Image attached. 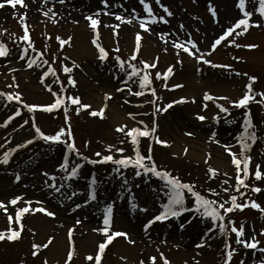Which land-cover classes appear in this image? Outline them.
Segmentation results:
<instances>
[{"label": "rangeland", "instance_id": "1", "mask_svg": "<svg viewBox=\"0 0 264 264\" xmlns=\"http://www.w3.org/2000/svg\"><path fill=\"white\" fill-rule=\"evenodd\" d=\"M35 1H52L65 6L68 1V5H72L71 3L75 0H64L63 4L59 3V0ZM127 1L107 0L108 7L105 8L101 0H98L93 8L96 10L93 12L85 11L76 3L72 6L66 5L67 10L71 8L68 11L71 13L74 11L80 16H67L66 18L57 14L53 17L52 13L45 16L43 13L46 10L38 11L37 14L28 12V6L35 5L32 0H24L27 7L24 11L17 10L11 14H5L0 10V38L9 48V54L6 57H0V92L8 94L19 92L24 102L33 105H47L54 102L55 97L47 91L45 86L49 84L62 97L79 96L82 103L86 104L90 101L89 92H95L100 98H98L99 101H102L101 106L107 103L103 119L90 116L88 109H81L77 114L76 106L68 102L70 105L68 124H70L75 145L83 156L90 160H98L100 157H97L95 153L100 152L102 155L111 154L114 158H121V153L116 152L115 149L111 152L107 151L106 146L109 144L116 148H124V156L134 155L130 138L117 132L116 128L120 125H128L129 128H143L144 125L139 124V121L151 127L154 121L157 125L156 135L168 141L169 146L156 144L154 139L142 137L140 138V149L142 154H147L148 145L152 144V155L158 168L169 171L183 182L194 183L196 189L209 199H216L207 192V189L211 188L220 192L221 197L225 199L231 193L237 195L238 203L254 200L264 208V179L256 181L253 178L257 165L264 174V106L255 102L249 103L257 140L254 143L248 141L251 147L247 155L251 156V162L250 175L245 181L249 188L241 189L245 193L244 196L235 192V167L231 164V158L222 145L231 144L234 152H240V144L234 137L243 131L245 110L231 107L223 100L219 103L229 107L227 114L219 113L215 104L210 101L207 102V109L202 106L204 92L214 96L227 95L232 100L241 97L247 83V76L243 73L258 78L253 84L254 92L264 91V20L257 12H254L250 23L254 24L259 21L261 27H250L240 36H236L234 32L212 51L210 45L214 42L215 34L222 31L225 26H229L231 21L242 17V13L236 6L238 0H232L237 15L225 21V24H222L220 16L221 12L225 11V7L220 0H177L176 4L171 0H161V3L173 13L170 17L155 3V0H146L157 18L155 24L151 23L139 0H135L137 8L134 9H139L138 13L141 16L133 12V15L139 17L133 19L135 21L133 25L121 23L115 19L116 15L124 17L123 12L126 11ZM0 2H5V0H0ZM89 3L90 0H83L82 5L88 6ZM209 4L215 8L216 18H213L208 11ZM253 7L251 0L246 1V10H252ZM97 12H99L98 16L95 15ZM21 15H25L24 22L29 30L31 29L34 44L45 55L47 64L41 63L40 67L34 65L28 68L26 60L29 57L36 58L38 63L43 60L31 49L24 60L19 58L21 49L25 47L23 41L17 39L23 30ZM89 15L100 21L98 42L109 52V58L104 62L97 59L98 50L91 44V39L95 38V34L90 28V22L85 19ZM160 16H164L167 23L160 21ZM141 18L148 22L149 31L140 29L139 19ZM181 24L183 29L180 28ZM209 24L213 30L211 29V32L207 34L202 27ZM115 25L119 27L114 28ZM157 26L162 29H157ZM127 27L128 31L125 30ZM137 32H140L142 36L141 48L136 61H131V63L136 64L143 71L145 70L140 64L141 60L156 63L155 68L146 70L150 75V89L155 90V97L152 96L150 89H145L141 96L129 94L128 87H131L133 92L140 91L138 77H133L127 85L124 84L127 73L130 71L127 63L135 46ZM156 33L161 37L156 36ZM57 37L64 39L71 37V41L61 48ZM80 37L82 41L84 40L86 47L93 50V53L87 54L77 48ZM189 39L195 42L201 52H211V55H206L205 58L213 64L228 65L230 68H213L211 65L198 63L195 58L183 51H180L177 56L173 42L184 43ZM233 39L241 46L236 47L230 44L229 41ZM18 42L21 46H16ZM249 44L257 45V47L254 49L244 47ZM116 47L120 49L118 53L113 51ZM116 55L126 62L124 71H121L116 63L114 59ZM73 61L79 67H74L70 74L64 73L63 67H73ZM50 63L55 68V76L50 73L44 78V84H41V76ZM168 67H172L173 72L165 80L163 75ZM157 72L162 74L160 79L156 78ZM236 72L242 75L237 76ZM69 75L77 82L75 87L67 83ZM177 76L180 77L177 81H180L183 87L176 88L172 85ZM56 77L59 78V83L53 82ZM185 79L193 82L196 88L191 94L192 97H184L186 98L185 103L174 104L166 112L161 111L154 115L155 107L163 108L168 103L181 98L176 97L175 93L185 87L186 83L183 82ZM88 84L94 87L91 89ZM219 85L227 89H215ZM61 87L64 88V92H59ZM117 88H123L124 91L118 92ZM105 93L110 94L112 98L105 101ZM193 98L195 103L191 102ZM256 99L259 100L260 97L257 96ZM14 101L0 97V125L7 122L6 126H0V158L5 151L16 149L7 165L0 163V201L7 204L16 196L22 197L16 206L7 204L8 212L13 217L15 208L24 206V200L33 201V208L39 206L35 203L36 201H41L43 207L55 215L48 217L39 212L25 214L21 220L24 226L21 238L13 242L7 240L0 242V264H44L45 260L48 264H65L67 252L73 245L75 252L70 264H91L86 260V256L95 255L98 251V244L105 239L94 229L103 226V210L108 204L113 205L112 230L127 233L128 238L134 243H128L123 236L114 238L107 246L101 264H140V261H144V264H152L151 257H156L155 264H163L161 254L170 264H196L197 261L199 264H223V245L226 237L219 234L218 229L215 233L205 235L206 229L211 226L210 219L186 212L179 218L170 217L165 221H155L145 231L148 221L162 211L160 205L167 202L164 196L166 189L163 181L151 174H142L137 177L131 167L120 168L117 172L114 169L118 166L111 163L90 164L76 157L74 153L67 152L62 144H53L35 137L33 121L45 134H54L60 127L67 128L63 106L51 114L39 109L29 113L22 104ZM152 101H155V104ZM90 105L92 109H98L93 104ZM109 106L113 107L125 120L121 123L112 122L107 114ZM17 109L22 115L15 116ZM129 113H132L135 119H132ZM198 114L205 115L208 119L199 121L196 119ZM217 114L220 116L218 123L213 119V116ZM9 116L13 117L11 121H8ZM26 120L27 124L24 123ZM185 132H192L194 135L187 136ZM213 132L216 133L214 139L219 143L214 142L211 136ZM175 138L181 141L179 145L181 152V149L179 152L176 151L175 145L178 143L174 140ZM29 139H32L33 143L27 144ZM121 140L125 142L121 144ZM86 142L87 146H85ZM21 144L26 146L18 147ZM193 144L201 147V159L188 156ZM190 145H192L191 148ZM185 148L188 149L186 155L184 154ZM209 153L211 154L210 159H208ZM65 155L69 158V172L73 164L83 165L79 175L71 180L62 179L67 173L59 170V165L63 162ZM206 159L207 163H205ZM219 161H223L222 165L218 164ZM209 167L218 169L219 174L210 179L211 174L207 172ZM45 172L49 175L45 176ZM224 173L229 175L225 176ZM17 175L20 176L19 181L16 180ZM51 176L56 177L57 187L64 185L59 192L49 187L53 183ZM93 177L96 179V184L90 186ZM225 179L229 180L228 184H223ZM252 186L260 187L261 192L253 193ZM93 187L96 191V200H89L85 203ZM224 188H228L229 192L225 193ZM77 204L81 207L76 208ZM132 204L137 207L133 209ZM192 204V200L186 201V206L191 207ZM141 209H146V211H141ZM234 217L235 226L239 227L243 222L246 236L255 234L260 241V247H264V235H260L261 229H264V213L259 210L252 212L251 209H245L242 212L235 210ZM77 220L81 222L77 223ZM181 224H184L183 229L180 227ZM8 226L7 214L0 210V231L6 230ZM13 227L18 228L19 226L13 223ZM69 229H73L71 243L68 238ZM49 237L53 238L49 247L40 249L33 257L32 244H43ZM227 239L233 247L238 248L231 264H239L242 258H246L250 264L253 259L260 256V253H257L256 257H253L251 250L237 246L235 234L230 231ZM198 243H203L204 246L198 248L196 246ZM55 248L60 251L54 258L51 252L55 251Z\"/></svg>", "mask_w": 264, "mask_h": 264}, {"label": "snow or ice", "instance_id": "2", "mask_svg": "<svg viewBox=\"0 0 264 264\" xmlns=\"http://www.w3.org/2000/svg\"><path fill=\"white\" fill-rule=\"evenodd\" d=\"M5 2L10 5L12 8H16L17 5H20L22 7H26L24 4V0H5ZM5 2H0V8H3L5 6ZM254 7L252 10H246V0H238L237 7L242 13V18H239L232 26L227 27L223 33L214 40V42L210 45L212 51L216 49L218 45L221 44L222 41H224L227 37L231 36L234 32L236 36L243 35L246 33L250 27H261V23L259 21L253 23H250L251 18L254 14V12H257L262 20H264V0H251ZM59 3L63 4L64 0H59ZM101 3L104 5V7H108L107 0H101ZM139 3L143 6V11L147 13V16L150 18L151 23L155 24L157 22V18L153 14V9L150 6L149 3L146 2V0H139ZM155 3L162 8L163 12L167 14V16H172L173 13L169 10V8L161 3V0H155ZM208 11L211 13L213 18L217 17V12L215 8L209 4ZM52 13L53 17L56 15V13L53 12L51 8L48 9V11L44 12L43 14L45 16H48L49 13ZM135 13V10H133ZM107 14V13H105ZM96 16L99 15V12L95 14ZM138 16L133 15L131 18H125L120 15H116L115 19L120 21L121 23H132L133 19H137ZM85 19L90 22V28L92 29L93 33L95 34V38L91 39V44L95 47V49L98 50L97 59L101 62L106 61L109 58V52L98 42L99 40V32H98V25L100 21L96 18H94L92 15L86 16ZM160 21H163L164 23H167V20H165L164 16L159 17ZM20 21L22 25V34L17 37L18 40L23 41L26 43V47H23L21 49V53L19 58L21 60H24L25 57L28 56L29 49H31L33 52L37 53V56H43V53L38 52L37 49L34 47L33 41L30 39V33H29V27L24 22L25 21V15L20 16ZM147 21L145 19H139V27L143 31H149L150 29L147 27ZM114 28H118L119 25L113 26ZM180 28L183 29V25H180ZM237 29H242L241 31H236ZM59 44L61 48H63L64 45L69 44L71 41V37H68L67 39L57 37ZM141 40L142 36L140 32L136 33L135 36V46L134 49L129 57V62L127 63V68L130 69V71L127 73V79L124 81V84L127 85L129 80H132L133 77H138L139 79V88L140 91L133 92L131 87H128V92L130 95L135 96H141L144 94L145 89H150L151 85V79L147 69L155 68L156 63L155 62H148L141 60L140 64L143 66V74H141L142 69L138 68L136 64L131 63V61H136L137 55L139 53V50L141 48ZM166 42V41H165ZM230 44H234L236 47H240L241 45L236 44L235 40H230ZM190 45V47H189ZM173 47L177 50V56H179L180 51H183L190 57H193L197 60L198 63H203L207 65H211L213 68H230L228 65H217L213 64L212 61L205 58L206 55H211V52L209 53H203L200 51V49L197 47L195 42H193L191 39L188 41L182 43V42H173ZM244 47H247L249 49H254L257 47V45L249 44L245 45ZM114 52L118 53L120 51L119 47H116ZM166 51V49H165ZM9 54L8 49L3 43H0V57H6ZM65 59H68V57H65ZM116 63L119 65L121 71L125 70V61L121 59L119 55H116L114 57ZM158 60V58H156ZM182 63L181 61H178ZM47 64V60H42L40 63L37 62L36 58L29 57L26 60V64L28 68H32L34 65L36 67H40V64ZM74 67H79L78 64H76L73 61V67H63V71L66 74H70L73 71ZM15 71V69H13ZM173 72L172 67H168L166 70V73L163 75V78L167 80L168 76L171 75ZM52 74L55 76V69L49 66L46 71L43 72L41 76V84H44V78H46L49 74ZM237 76L242 75L240 72L235 73ZM161 73H156V78H161ZM244 76H247V83L245 85V91L243 92L242 96L232 100L227 96H214L208 92H204L203 94V108H208L207 102H213L216 106V108L219 110V113H229V107H226L224 104L219 103V101L223 100L226 101L231 107L238 108V109H244V119H243V131L237 134L234 139L240 144V152H234L233 146L231 144H225L222 145L225 149V151L228 153V155L231 158V164L235 167V192L239 193L240 196H244L245 193L241 191V189H248L249 185L245 183V181L249 178L250 175V162H251V156L247 155V153L250 151V144L248 141L255 142L257 140L256 132L254 129L253 119L251 116V112L249 109V103L255 102L257 104H260L264 106V91L261 92H254L253 90V84L258 79L256 76L249 75L248 73H243ZM13 80L15 78L13 77ZM54 83H59V78L56 77L53 81ZM67 83L73 87L76 86L75 79L69 75ZM9 87H12V85H8ZM47 88V91L55 97L54 102L47 104V105H33L28 104L22 100L21 94L19 92H16L15 94H8L4 92H0V97L6 98L8 101L15 100L17 103L22 104L23 108L27 109L29 113H32L36 110H42L46 113H53L54 110H58L63 106V111L65 114V121L67 124L66 127H60L54 134H45L41 128L33 121L32 127L34 128V136L39 137L43 141L51 142L53 144H62L69 153H74L76 157H78L81 160L87 161L90 164H99L104 163L108 164L111 163L113 165L118 166L114 171L119 172L120 168L127 169L131 167L134 169V174L137 177H140L143 175L151 174L153 177L159 178V180L164 182V188L166 191L164 192V196L167 198L166 203H162L160 207L162 208V211L159 212V214L155 215L152 220L148 221V224L145 225V231H147L148 227L154 223L155 221H165L169 219L170 217L179 218L183 213L191 212L194 215H199L202 218L210 219L211 226L206 229L205 235L208 233H215L218 229L219 234L226 237L224 245H223V264H231V261L233 259V256L238 252V248L233 247L232 244L228 241L227 237L229 234V231L231 233L235 234V244L237 246H242L244 249H248L252 251L253 257H256L257 253H260V256L256 259H253L250 264H264V247H259L260 241L256 238V235L253 234L251 236H246L245 230H244V223L242 222L239 227L235 226V221H233L228 214L233 213L235 210H241L243 211L244 208L251 207L253 209L259 210L261 213H264V208L261 207L259 203H257L254 200H246L244 203H238V197L235 194L229 193L228 198L221 197L220 192H217L215 189H207V192L210 193L213 197H216V199H209L206 195L201 194L200 191L196 189V185L194 183L190 182H183L179 177L173 176L169 171L163 170L158 168L155 159L152 155V144L149 143L147 148V154H142L140 149V138H149L150 140L154 139V142L156 144H160L163 146H169V142L163 139H160L157 135V125L153 121V124L151 127H149L147 124H144L143 121H139V124H143V128L141 127H131L129 128L128 125H120L116 128L117 132H120L124 134L125 137L130 138V144L132 146V152L134 155L129 154L127 156H124L123 153L125 152L124 148H116L114 145H107V151L111 152L113 149H115L116 152L121 153V158H114L111 154H104L102 155L100 152H96L95 155L97 157H100L98 160H90L88 157L83 156L79 149L75 145L74 137L71 131L70 124H68V110H69V101L71 105L76 106V112L79 114L81 109H88L89 115L92 117H99L101 119L105 118V111L107 109V103H105L103 106H101L99 109H92V106L90 104L82 103L81 98L79 96H67L62 97L58 94V91L53 90L52 86L45 85ZM174 87L180 88L183 87V85L176 84ZM118 92L124 91L123 88H117ZM151 94L153 97L156 96L155 90L150 89ZM59 92H64V88L61 87L59 89ZM259 96L260 99L257 100L256 97ZM112 97L110 94L105 93L104 99L105 101L110 100ZM186 102V98L181 97L178 100H174L170 103H168L163 108L161 107H155V112L153 113H159L161 111H167L168 109L172 108L174 104H182ZM195 103V99L193 98L192 101ZM127 103V101H125ZM153 104H155V101H152ZM21 112L19 109L16 110L15 116H20ZM132 119H135V116H133L132 113L128 114ZM13 119L12 116L8 117V121H11ZM196 119L199 121H205L208 119L205 115L198 114L196 116ZM213 119L218 123L220 120L219 114L213 116ZM25 124L28 123V121H24ZM7 122H5L4 125L0 126H6ZM187 136H193L194 133L192 132H185L184 133ZM211 136L214 140V142L219 143L218 140H215L216 133H211ZM125 141L121 140L120 143L123 144ZM27 144L33 143L32 139L27 140ZM26 145L21 144L18 145V147H24ZM87 146V142L85 144ZM16 151V149L12 148L4 152L2 158H0V163H3L7 165L9 163V158L13 154V152ZM188 153V149H184V154L186 155ZM175 155V154H174ZM211 158V154H208V159ZM205 163H207V159L205 160ZM83 167L81 163H75L71 167V171H68L69 168V158L67 155L63 157V162L59 165V170L66 172L67 174L62 178L64 180H71L79 175L80 169ZM207 172L210 175V179L214 178L216 175H218V169H215L213 167H209L207 169ZM241 173L243 174L241 176ZM45 176H48L49 174L47 172L44 173ZM123 175V173H121ZM225 176H228V173H224ZM53 181L52 184L49 185V187L53 188L56 192L60 191V188L64 185L61 184L59 187L56 186L55 176L50 177ZM231 178V177H229ZM254 178L256 181H260L264 179V174H262L260 170V166H256V170L254 172ZM20 176H16V180L19 181ZM124 183H127V180H124ZM229 180L225 179L223 181V184H228ZM96 184V179L93 177L90 181V186ZM223 191L225 193L229 192L228 188H224ZM251 191L254 193H260L261 188L252 186ZM75 194V193H74ZM22 200L21 196H16L12 198L10 201L7 202V204H11L12 206L18 205V202ZM89 200H96V191L93 187L91 192L88 194L87 200L85 203H87ZM192 200L193 204L191 207L186 206V201ZM24 206L22 207H16L14 217L11 213L8 212L7 204L4 201H0V210H3L7 214V220H8V228L6 230L0 231V242H3L5 240L9 242L17 241L21 238V233L23 231V224L21 223L22 217L27 213H44L48 217H54V213L52 211L47 210L45 207H43L41 201H36L35 203L39 205L38 207L33 208L32 204L33 201L30 200H24L23 201ZM81 207L80 204L76 205V208ZM137 205L132 204V208L135 209ZM141 211H146V209H141ZM113 216V205L108 204L104 210H103V216H102V227L94 229V231L100 233L105 237L103 242H100L98 244V251L95 255L89 254L86 256V260L91 262V264H101L102 256L104 255L106 248L108 245H110L114 238L123 236L128 243H134L131 239L128 238V234L122 231H113L111 227V221ZM80 220H77V223H80ZM203 222V220H202ZM13 223L17 224L19 227L14 228ZM191 223V221H189ZM231 226L230 228L228 226ZM181 229L184 228V224L180 225ZM254 231V230H253ZM35 235V233H33ZM260 235H264V229H261ZM73 236V229L68 230V238L71 243ZM53 238L49 237L47 242L43 244H37L33 243L32 248L33 252L32 255L35 257L38 254V251L42 248H48L49 245L52 243ZM198 248L203 247V243H198L196 245ZM75 252L74 245L71 246L67 252V259L65 260V264H70V262L73 259ZM161 258L163 259V264H170V262L163 258V254H161ZM152 264H155L156 257L150 258ZM44 264H48L47 260L44 261ZM140 264H144V261H140ZM196 264H199L197 261ZM239 264H249L246 258H242L239 261Z\"/></svg>", "mask_w": 264, "mask_h": 264}, {"label": "bare ground", "instance_id": "3", "mask_svg": "<svg viewBox=\"0 0 264 264\" xmlns=\"http://www.w3.org/2000/svg\"><path fill=\"white\" fill-rule=\"evenodd\" d=\"M97 1L98 0H90V3H89L88 6H83L82 5L83 0H75L71 4L73 5L74 3H76L77 6L79 5V7H83V9L85 11L89 10L90 12H93V11L96 10V9H93V8L95 7ZM171 1L173 3H175V4L178 3L177 0H171ZM220 1L222 2V4L224 3V7H225V11L221 12V14H220V16L222 18L221 19L222 20V24H225V21H229L230 19H232L233 17H235L237 15V11L233 7L232 0H220ZM246 1H249V0H246ZM32 3H35V5H33V4L29 5L28 6V10H27V7H22L20 5H17L16 8H12L8 4H5V6L2 9H0V10H2L5 14H11L13 11H17V10H20V11L27 10L28 12H31L33 14H37L38 11L39 12H43V10L48 11V9L51 8L54 13H56L58 16H60L62 18H66L67 16H70V17H80V16L76 15L74 11L72 13L70 11H68L71 8H69L67 10L66 5L67 6H72V5H68L69 1L67 2V4L65 6H62V5H59V4H55L52 1L51 2H48V1H35V0H32ZM19 7H21V9H18ZM126 7H127L126 8V11L123 12V16L125 18H131L132 17L131 15H133V10H135V13L139 17L141 16V14L138 13L140 10L139 9H134V8H137V5H136L135 0H128L127 1V4H126ZM130 7H133V8H130ZM72 10H74V9H72ZM239 18H242V17H239ZM239 18H236L235 20L231 21L230 24H229V26H232ZM134 23H135V21L132 20V23H128V25H133ZM229 26H227V27H229ZM227 27L225 26L222 31H219L218 33H216L215 34V37L213 38V40H215L216 38H218ZM202 28H203L202 30L205 33H207V34L209 32H211V29H212V27H211L210 24L209 25H206L205 27H202ZM157 29H162V27L157 26ZM125 30L128 31V27ZM154 31H156V30L154 29ZM155 35L158 36V37H161V35H159L157 33ZM77 48L80 51H82V52H86L87 54L93 53V50L92 49L86 47V45L84 43V40L82 41V38L81 37L78 40V46H77ZM177 80H180V77L179 76H177V78L174 80V82H173L172 85H176V84H180L181 83L180 81H177ZM183 82L186 83L185 84V87L182 90L177 91L175 93V96L176 97L177 96H179V97H186V98L192 97L191 94H193L194 93L193 91L196 90V88H194V86H193V82H191L188 79H185ZM88 86H90L91 89L94 87L91 84H88ZM222 88L227 89L226 87H224V86L221 87L220 85L217 86L215 89H220L221 90ZM216 96H220V95H216ZM88 97L90 99L89 104H93V106L98 107V109L101 107L102 101L101 100L99 101L100 98H99V96L95 92H92V91L89 92ZM95 100H97V102H95ZM107 114L109 115V117L111 118L112 122H114V123H121L123 120H125L111 106H109ZM174 140L178 143L177 145H175V148L177 147L176 151L179 152V150L181 149L179 147V145L181 144L180 143L181 141H179L177 138H175ZM191 146L192 145H190V148H191ZM200 150H201V147L198 144H193L191 150L188 153V156L194 157L196 159H201L202 156L200 154ZM181 151H182V149L180 150V152ZM0 156H1V153H0ZM222 162L223 161H219L218 164L219 165H222ZM59 251L60 250L58 248H55V251L53 250L51 252V255L55 258L58 255V252ZM54 253H56V254H54Z\"/></svg>", "mask_w": 264, "mask_h": 264}]
</instances>
